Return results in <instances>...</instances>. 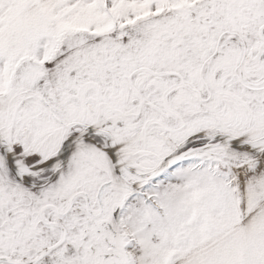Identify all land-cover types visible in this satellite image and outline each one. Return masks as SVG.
Segmentation results:
<instances>
[{
  "label": "snow or ice",
  "instance_id": "snow-or-ice-1",
  "mask_svg": "<svg viewBox=\"0 0 264 264\" xmlns=\"http://www.w3.org/2000/svg\"><path fill=\"white\" fill-rule=\"evenodd\" d=\"M0 264H264V0H0Z\"/></svg>",
  "mask_w": 264,
  "mask_h": 264
}]
</instances>
